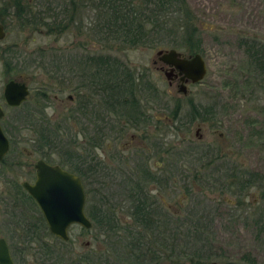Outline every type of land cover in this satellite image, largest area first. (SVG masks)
<instances>
[{
	"label": "rangeland",
	"instance_id": "1",
	"mask_svg": "<svg viewBox=\"0 0 264 264\" xmlns=\"http://www.w3.org/2000/svg\"><path fill=\"white\" fill-rule=\"evenodd\" d=\"M25 1L30 3L32 11L37 8L44 9L45 1L47 2ZM76 1L78 10L74 12L73 21H69L66 30L62 33H49L41 25H33L18 18L11 0H0V7L3 9L0 22L5 29V35L0 40V105L5 111L7 136L12 141L5 158L6 164L0 167V191L5 189L8 179H16L19 182L31 176L28 170L32 168V162L37 154L33 151L34 153L28 156L24 151L31 148V139L35 134L31 127L27 126L24 112L25 109L31 112L34 105H39L41 100H37L33 93L41 89H46L47 97L42 101L48 105L44 112L49 122L52 124L61 119L63 121V128L59 130L63 145L70 148L73 146L79 152L87 151V136L90 135L91 127L85 118H88L90 106H86L83 119L69 114L68 109L74 102L68 101L66 95L70 93L74 99L76 98V90L71 87L78 80V76L77 80L72 76L73 70L66 59L68 55L74 53L79 55L87 52H109L117 55L134 71L144 73L146 78L155 84L160 96L157 101L155 96L149 97L146 93L147 99L141 101L147 104V107L155 105L153 109L156 108L158 120L156 147L151 149L149 146L147 149L151 153L156 151L153 158L151 157V166L154 160L172 156L165 154L168 148L165 151L164 147L168 145L173 147L168 152L182 153L186 150V143L180 139L182 133L191 138L192 144L188 154L181 159L182 164L179 165L181 167L189 170L198 169L202 162L209 160L207 155L198 159L200 151L195 148L198 141L202 152L204 149L221 154L229 152L216 161L219 163L216 171L207 170L209 173L207 185L205 183L204 186L199 185L190 175L186 191L181 186L173 188L169 184L168 190L157 192L173 212V217H176L168 219L167 222L170 220V224L167 223L161 230L170 234L174 230L173 223L180 222L178 237L179 244L183 245L185 233L190 231L188 225L197 223L201 231L200 236L203 237L201 243L211 254L206 260L207 264L211 262L264 264V228L258 226L264 221V67L261 69L256 63L250 62L245 51V45H252L255 49L262 45L261 50L264 53V0H185L193 24L198 29L200 36L198 52L205 64V74L201 80L187 83L185 98L177 92L176 81L168 83L162 69L158 68L160 61L156 59L154 52L158 48L173 47L169 42L159 43L151 40L148 44L135 48L108 49L106 47L109 42L99 40L94 34L99 30L103 19L98 9L91 0ZM51 5H56L59 11L62 7L69 9L71 3L69 0H54ZM70 13L71 10L66 12V15ZM60 16L64 18L63 13ZM173 48L183 55L193 53L185 45ZM55 53L64 56L61 64L63 72L61 74L59 71L53 72L51 76L52 67L51 70H45L42 65L45 63L50 67L54 62L52 56ZM8 78L26 80L31 95L29 102L25 104L28 108L25 105L19 108L4 105L1 89L3 82ZM59 78L64 83L61 91L60 87H63V84L61 83V86L58 84ZM81 90L87 93L84 88ZM174 97L179 98L177 103L181 111L187 110L185 104H188V101L195 105L215 106L213 118L200 125L198 129L200 136L197 135L195 123L190 122L183 128L174 121L173 124L178 126L176 130L166 124V120L171 121L169 119L171 108L168 106L173 103ZM14 126L19 128L15 129ZM133 129L128 127L116 138L113 145L119 147L128 141L134 142V138L127 135L129 132H135ZM173 131L178 132L177 136ZM197 136L201 139L197 140ZM74 137L77 146L71 143ZM232 162L237 169L245 170L244 175L254 171L261 178L252 182L242 180L241 183L245 185L239 187L240 181H236L233 176H229L228 171L223 170L224 165L229 169ZM205 168L213 166L206 165ZM214 177L219 180L211 183ZM220 180L224 181V184L218 187ZM107 191L109 203L113 205L115 213L121 219L127 220L128 203L123 199L122 190L110 187ZM183 194L188 196L184 197ZM1 202L0 200V205ZM68 235L70 240L65 249L60 251L61 257L64 260L66 258L67 263L69 260L76 263L75 259L80 258V255L102 246L107 241L103 234H97V229L91 227L85 231L82 227L73 225L69 228ZM185 238L192 239L191 236ZM8 241L14 245L16 239L9 238ZM60 262L65 264L64 261Z\"/></svg>",
	"mask_w": 264,
	"mask_h": 264
},
{
	"label": "trees",
	"instance_id": "2",
	"mask_svg": "<svg viewBox=\"0 0 264 264\" xmlns=\"http://www.w3.org/2000/svg\"><path fill=\"white\" fill-rule=\"evenodd\" d=\"M47 0L44 9L31 10L30 3L25 0H11L15 8V14L22 21H28L35 25H41L47 32L62 33L66 30L69 21H73V15L78 10L76 0H69L70 8L57 10L56 5L52 6ZM89 1V0H88ZM100 13L102 24L94 34L99 40L108 41V49H130L148 42H169L170 46L185 45L193 52L200 51V36L198 29L193 24L192 15L185 0H91ZM28 4V5H27ZM30 8H27V7ZM71 13L66 15V12ZM3 9L0 7V15ZM63 13L64 18L60 16ZM66 18V19H65ZM65 19V21H64ZM263 46L253 48L252 45H245L249 61L256 63L259 68H263ZM64 56L55 53L52 56L54 62L50 67L44 63L45 70L57 72V66ZM76 58V60H74ZM69 67L76 62L77 65V85L76 92L79 98V107L85 112L86 104L102 107L108 105L114 113L135 114L138 105L149 96L160 99L156 86L146 78L141 71H134L126 62L117 55L96 52L68 55L66 59ZM48 66V67H47ZM56 77L55 75H53ZM63 84L62 80H59ZM64 88V86H63ZM84 88L87 93L81 89ZM46 90V89H45ZM44 89L37 91L35 97L39 105H34V109L27 111L24 115L27 119V126L34 131L33 140L37 151L42 145H51L61 140L59 130L63 128L61 122L54 121L52 124L42 111L43 99L46 98ZM146 93H148L146 96ZM141 98V99H140ZM143 99V100H142ZM177 99H174V106H178ZM150 101V100H149ZM28 100L23 101L17 107H24ZM187 104V103H186ZM194 106V103L188 101ZM93 105V106H92ZM26 107V105H25ZM28 108V107H26ZM193 108V107H192ZM205 107V111L210 112L212 108ZM30 109V107H29ZM70 114V111H69ZM97 125V124H96ZM4 129L8 132L4 123ZM17 126H14L16 129ZM19 128V127H17ZM97 133H100L96 131ZM89 136L87 139L89 140ZM52 142V143H48ZM67 144V143H66ZM65 144V145H66ZM62 153L70 154L74 152L70 147L64 146L62 141ZM80 162V154H78ZM208 160H205L207 162ZM207 164H205L206 166ZM81 166L80 164L77 165ZM243 174H240L241 179ZM264 176V175H263ZM261 178L257 172L245 173L243 182L256 181ZM239 183L242 187L245 184ZM122 190L123 199L127 204V220L121 219L114 211L113 205L109 203L108 191L98 192L94 199L92 208L86 206V210L91 218V228L97 229V234H103L107 241L100 247L88 250L80 255L74 264H207V259L211 256L205 248L203 237L200 236L199 225L192 223L189 226V233H185L183 245L179 244L178 228L180 222H174V230L167 234L161 230L168 219L176 218L155 200H149L147 192L139 191V186L135 180H128ZM92 209V211H91ZM202 217V216H201ZM264 228V221L259 225ZM88 231L86 228H82ZM165 233V234H164ZM190 235V236H189ZM29 243L32 240L27 241ZM37 242V249H41L46 257H60L58 249H65L68 244L55 237H48L42 242ZM180 245V246H179ZM32 247L31 245H29Z\"/></svg>",
	"mask_w": 264,
	"mask_h": 264
},
{
	"label": "flooded vegetation",
	"instance_id": "3",
	"mask_svg": "<svg viewBox=\"0 0 264 264\" xmlns=\"http://www.w3.org/2000/svg\"><path fill=\"white\" fill-rule=\"evenodd\" d=\"M59 60V64L55 67L57 68L56 70L61 74L63 72V68L61 65L63 63V58H59ZM74 60H76V58ZM70 67L71 70H73L72 76L76 77L78 74L76 62L74 64H71ZM166 67L167 65L162 62H160V65H158V68L162 69V71ZM23 80L25 81L28 88V94L23 101H29L31 96L29 86L26 80ZM172 81H176V84H178L179 82L177 76H173L171 79H169L168 83H171ZM187 83L191 82L187 81L185 85H187ZM58 84H60L61 86V82H58ZM76 85L77 81L71 87V89L76 90ZM61 89H63L62 86L60 87V91ZM177 92L180 91L177 90ZM180 95L185 98L186 91L185 93L180 92ZM75 96L76 98L74 99V97L70 93H67L66 97L68 98V101L70 100L71 102H74V104L68 110L70 111L71 116L76 118L80 117L83 119L85 117L84 113L86 111L83 112V109L79 107L80 103L78 101L79 98L76 91ZM174 99L179 98L174 97L173 100ZM58 100L61 103V100L59 98ZM21 103H19L18 105H20ZM42 103L44 105V107H42V111L45 114L44 109L48 105L45 101H43ZM4 105L11 108L18 106L8 105L5 102ZM86 106L88 107L89 105L86 104ZM185 106L187 107V110L181 111L179 104L178 106H174L173 103L170 104L168 107L171 108L169 110V119L171 121L166 120V124L171 125L172 128L176 130L178 126L173 124L174 121H176L177 124L183 128H185V126L190 122L195 123L197 135L200 136L198 133L200 125H202L204 121L213 118L215 106H213L212 104H194V106H192L193 108L189 104H185ZM0 107L2 109V114L0 116V127L6 135L8 142L7 149L0 158L1 167V165L6 164L5 158L9 153L12 141L10 137L7 136V131L4 129L3 125L4 123L6 124V122L4 121L5 111L3 110V107L1 105ZM137 107L138 111L135 114H122L114 113L110 110V107L108 105H104L102 107H99L97 105L94 106L93 109L90 106L88 110V118H85L86 122H88L91 127L89 133L90 138L87 141V151L85 152H79L76 150V148L71 146V150H73L74 152L70 154L62 153V145L60 139L54 142V147H50L51 145H42L41 148H39L40 151H37V148L34 145L35 141L33 140V138L31 139V148L27 149L28 151H24V154L28 156H30L34 152L37 154L32 162V168L28 170L31 174L30 178L27 177L19 182L16 181V179H8L5 189H2L0 191V200L2 201L0 205V238H3L5 241L12 264H62V262L60 261H64L65 264H74V260L73 263H71L72 260H69L67 263V259L65 258L64 260V258H62L61 256L46 257L42 253V250L37 249L36 247L37 242L35 241L42 242L49 236L55 237L58 240H63L48 230L45 218L37 202L22 185L23 181H26L28 183H32L34 181L36 172L34 163L38 159H41L51 165H58L62 169L79 178L83 191V213L90 222L91 218L86 210V206L92 208L94 199L98 196V192L100 193L102 190H106L110 187H115L118 185L120 187H124V184L128 180H135L139 186V191L147 192L149 195V200H155L157 204L159 203L162 208H165L166 210H169L170 208L164 203L157 192L168 190L169 184H171L172 187L177 185L178 187L181 186L186 191L189 176L191 175L193 179L197 180L199 185L203 184L202 186H204V183L205 185H207L206 183L208 182L209 178V173L207 172V170L216 171L218 169L217 165L219 164H217L216 161H219V157L226 155L229 152L221 154L220 152L211 151V149L210 151H204V149L202 152V150H200V142L198 141V146L195 148H197L200 153H198L199 158H197L200 159L201 156L207 155L209 160L207 162H202L200 164L201 167L198 169L189 170L184 166L181 167L179 166L180 164H182L181 159L185 154H188L190 144H192L190 142L191 138H189L187 135L185 136V134L182 133L180 135V139L182 142L186 143V150H183L184 152L182 153L168 152L173 148L168 145L164 147V150L166 151V148H168V151L166 153L164 151L163 152L166 155L171 154L175 157L169 155L170 157L168 156L165 159L161 158L160 160H154V166H151V159L156 154V151L151 153V151H148L147 149L149 146L151 147V149H153V147H156V138L158 135V120L155 110L156 108L153 109L155 105H150L149 107H147V104L145 103L142 105H138ZM205 107L212 108V110L210 112L205 111L203 109ZM58 122L62 123L63 121L61 119L60 121L58 120ZM128 127H132L134 128L133 130H135V132H129L127 134L130 138H134V142L128 141L127 144L120 143L121 145L119 147H115L113 145V142L116 140V138L122 135V133H124V131ZM99 130L101 134L96 132H99ZM175 132L173 131V134L177 136L178 132ZM198 136L196 139L200 140L201 137ZM73 139L71 140V143H74L77 146V142H75L76 138L74 137ZM147 143L151 144L148 145ZM78 154H80L81 163H77L79 161ZM78 164H80L81 166L77 167ZM205 164L209 165L210 167L213 166V168H205ZM234 165L233 162L229 164V169H227L228 167L226 168L224 165L223 170L224 172L228 171L229 176H233V179H235L236 181H240L241 183L243 179H239L238 176L240 174H243L245 170L241 168L237 169L236 165ZM217 180L219 179H217V177H214L211 180V183L212 181L216 182ZM222 184H224V181L220 180L218 187H220ZM186 195L188 196V194H183L184 197ZM179 205H181L180 201ZM168 212L170 214H173V212H171L170 210ZM73 225L84 228L76 222L70 223L66 229L67 239L63 240L66 243H68L70 240L68 230ZM90 227L91 226L86 229H89ZM9 238L16 239L14 245L10 244V242L8 241ZM30 240H32L31 243L27 242ZM29 245H31L32 247H30ZM56 251L59 253L60 251H62V249H58ZM75 260L78 261V259Z\"/></svg>",
	"mask_w": 264,
	"mask_h": 264
},
{
	"label": "water",
	"instance_id": "4",
	"mask_svg": "<svg viewBox=\"0 0 264 264\" xmlns=\"http://www.w3.org/2000/svg\"><path fill=\"white\" fill-rule=\"evenodd\" d=\"M4 35L5 30L0 22V40ZM154 53L158 61L167 65L163 70L165 78L169 80L177 76L179 80L177 90L182 93L186 91L187 81L191 83L200 81L205 74L204 60L199 52L183 55L175 48L168 47L158 48ZM27 94L28 88L23 79L8 78L3 82L1 95L6 104L18 105ZM1 114L0 107V116ZM7 146V137L0 127V158ZM34 167L36 169L34 181L32 183L23 181L22 185L37 202L48 230L66 240V229L70 223L76 222L88 228L91 222L83 213V191L79 178L58 165L48 164L41 159L36 160ZM0 264H12L3 238H0Z\"/></svg>",
	"mask_w": 264,
	"mask_h": 264
}]
</instances>
